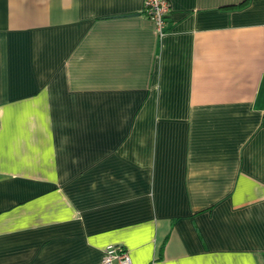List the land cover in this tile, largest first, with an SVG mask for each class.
Masks as SVG:
<instances>
[{
    "label": "crops",
    "instance_id": "crops-1",
    "mask_svg": "<svg viewBox=\"0 0 264 264\" xmlns=\"http://www.w3.org/2000/svg\"><path fill=\"white\" fill-rule=\"evenodd\" d=\"M0 0V264H264V0Z\"/></svg>",
    "mask_w": 264,
    "mask_h": 264
},
{
    "label": "built area",
    "instance_id": "built-area-1",
    "mask_svg": "<svg viewBox=\"0 0 264 264\" xmlns=\"http://www.w3.org/2000/svg\"><path fill=\"white\" fill-rule=\"evenodd\" d=\"M145 12L160 36L165 35L167 17L171 12L170 2L168 0H145ZM100 264H133V260L122 245L110 244L105 248L104 258Z\"/></svg>",
    "mask_w": 264,
    "mask_h": 264
}]
</instances>
